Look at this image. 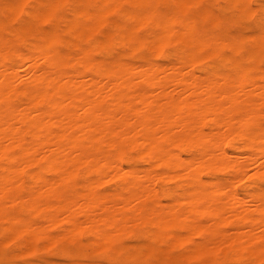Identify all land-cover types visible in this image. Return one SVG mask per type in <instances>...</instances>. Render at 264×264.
I'll use <instances>...</instances> for the list:
<instances>
[{
    "label": "bare ground",
    "instance_id": "bare-ground-1",
    "mask_svg": "<svg viewBox=\"0 0 264 264\" xmlns=\"http://www.w3.org/2000/svg\"><path fill=\"white\" fill-rule=\"evenodd\" d=\"M5 1L0 5V50L12 45L24 51L0 58V80L9 73L27 94L0 97V236H12L19 253L54 248L67 262L103 257L113 248L119 249V256L152 244L164 250L160 255L165 260L187 261L200 258L180 255L196 238L206 240L212 255H232L248 264L264 261V151L258 132L243 139L233 131L260 118L264 69L259 39L238 30L240 48H255L239 71L212 65L195 69L174 57L159 63L143 56L137 64L125 59L126 54H136L122 47L126 25L147 24L145 31L156 23L179 26L195 19L198 10L182 8L172 19L149 23L139 14L132 20L115 14L114 5L142 0H50L72 5L48 17L59 31L62 56L61 63L52 64L53 57L44 55L49 49L40 31L46 25L15 7L44 0ZM153 2L182 5L185 0ZM29 19L33 23L28 24ZM253 32L258 36V28ZM81 50H87L94 63L123 71L108 76L81 68L76 60ZM161 130L164 136L157 135ZM116 135L131 157L120 167L135 178L124 183L113 176L116 182L108 190L95 188L93 166L103 155L98 149ZM226 136L231 143L221 155L211 142ZM190 140L210 145L197 169L202 183L185 178L193 175L185 168L191 153L174 146L187 148ZM143 148L147 153L142 152L141 159L135 152ZM172 152H180L174 166H156L157 157L168 164ZM218 172H227L228 178H214ZM241 179L250 181L249 189H237ZM173 181L175 186L164 185ZM225 184L237 193L227 203L216 191ZM142 209L149 210L152 220L137 222L144 216ZM196 215L206 225L198 233L190 228ZM153 221L163 228H152ZM132 237L139 240L128 243ZM38 241L50 243L38 247Z\"/></svg>",
    "mask_w": 264,
    "mask_h": 264
},
{
    "label": "snow or ice",
    "instance_id": "snow-or-ice-1",
    "mask_svg": "<svg viewBox=\"0 0 264 264\" xmlns=\"http://www.w3.org/2000/svg\"><path fill=\"white\" fill-rule=\"evenodd\" d=\"M15 7L26 10L24 12L26 17L34 18L35 22H43L46 27L40 29L44 34L42 39L45 40L46 46L49 51H46L44 55L52 56V64L62 62V56L60 52V36L59 31L54 23L48 18L53 12L61 8H71L70 4H55L50 0H44L41 4L31 5H16ZM117 9L115 13L118 16L125 17L126 19H135L139 14L141 18H147L149 23L154 18L167 17L172 19L180 9L182 8H195L198 10L193 16L195 19L189 18L185 22H181L179 26H172L169 24L156 23L153 30L145 31L148 25H142L137 27L132 23L126 25L127 31L125 33L126 40L122 47L127 48L130 52L150 54L161 57H174L180 61L183 65L190 66L192 68L198 66H218L221 68L229 69L232 71H239L242 61L245 57L253 55L255 52L254 47L247 49H241L239 41L241 35L237 30L235 24L238 20L250 19L258 28V36L255 32L247 33L249 37H256L260 41V63L262 69H264V0H228L226 3L214 2L212 4L192 3L190 0H185L184 4H161L155 3L153 0H142L141 3L136 5H114ZM133 9H138L139 13L134 12ZM230 13V17H226L224 13ZM233 21V24H229L227 21ZM33 23L32 19L28 20V24ZM67 25H65V28ZM248 27V25H244ZM24 31L20 28V32ZM60 31H63L61 29ZM23 48H16L12 45H6L3 50H0V58L7 60L9 56H14L17 53L23 52ZM77 62L81 68H87L89 71H95L97 74L104 73L108 76H115L117 72H122L123 69L119 66L113 65L111 68L106 67L103 63L96 64L93 58L88 55L87 50H81V53L77 54ZM89 65L92 67L89 68ZM9 73L5 72V79L0 80V97L5 99L12 97L13 95L27 94L26 91L16 86L13 79H9ZM60 79H63L61 77ZM68 81H64L67 84ZM261 110L259 113V121H253L251 126L242 127L240 129H234L238 132L243 139H247L253 133H257L260 138L261 148L264 151V98L261 99ZM222 129L227 132V129L221 125ZM169 135L171 130L169 129ZM157 135L164 136L163 130L159 131ZM174 144V141H169ZM231 140L226 136L219 140H212L211 144L218 151L219 154H223L224 150L229 146ZM175 147L180 149V152L190 151L189 157L190 163L185 166L187 173H192L191 176L185 178L194 180L197 183H202L200 177L202 173L197 172V169L201 166V162L204 156L207 155V149L210 146L207 142H200L198 140H190L187 148L174 144ZM155 147V145H153ZM103 155L96 158V164L93 166L96 168L97 182L94 185L95 188L107 189L113 185L116 180L123 181L124 183H131L134 179V173L124 172L121 169V164L131 159L129 155V149L127 145L120 139L119 135H116L114 139L107 140L106 143L98 149ZM147 153V148L140 149L135 152V155L143 159L141 153ZM180 152L169 153L173 159L168 164H163L161 158L157 157L155 164L157 167L165 168L172 167L176 164ZM261 163L264 164V155L260 157ZM113 169H116L113 172ZM179 175H184L182 171ZM264 175V172H262ZM115 176L116 180L112 177ZM159 183V182H157ZM243 183V181H242ZM264 188V184L261 185ZM222 190V191H221ZM218 194H222L225 198L224 202L227 203L234 193L226 184L221 185V189L216 190ZM101 195V193H97ZM144 213L143 217H138L137 222L143 223L144 219L152 220L151 213L148 209L141 210ZM261 221L264 222V204H262ZM115 229V225H109ZM152 228H163L162 224H156L154 221L151 224ZM206 225L201 222L198 215L191 217L190 228L194 232H199L202 227ZM147 228L148 225L146 224ZM261 233L264 235V227L261 228ZM114 233H103V236H111ZM160 235H168L166 232L161 231ZM187 235V233H185ZM47 243L41 244L37 242L38 247H47ZM78 243V242H77ZM0 264H17V261L13 257H19L20 253L16 251V240L10 235H4L3 239H0ZM124 245H120L123 248ZM119 251L117 248L110 250L108 254L96 259H81L71 262H64V264H222L221 261H179L174 262L171 260H165L161 257L160 252L164 251L158 249L155 244L146 245L139 251H127L121 252L119 256L116 253ZM87 255L86 253H84ZM213 253L209 251V245L205 239H197L191 241V247L185 248L180 255L188 256H210ZM28 259L23 261V264H50L49 261L39 258L38 254L33 251H28ZM264 264V261H261Z\"/></svg>",
    "mask_w": 264,
    "mask_h": 264
},
{
    "label": "rangeland",
    "instance_id": "rangeland-1",
    "mask_svg": "<svg viewBox=\"0 0 264 264\" xmlns=\"http://www.w3.org/2000/svg\"><path fill=\"white\" fill-rule=\"evenodd\" d=\"M204 4H212L215 2V0H202ZM217 2V1H216ZM6 4V1L3 0L2 2H0V5H5ZM226 15H228L230 17V13H227L225 12ZM236 25L238 26L237 27V30L243 32V33H249V32H253L255 31V29L257 28L255 23L250 20V19H243V20H238V22L236 23ZM244 25H248V27H244ZM22 47V45H21ZM143 56H148L149 58H151L152 60L156 61V62H159V63H166V59L164 57H161V56H156V55H150V54H142V53H136L135 55H131V54H126L125 56V59L128 60V61H131L133 63H141V60H142V57ZM161 57V58H160ZM165 59V60H164ZM202 66H198V67H195V69H199L201 68ZM25 76V75H24ZM236 146H240L239 144H236ZM138 165L140 166H143L141 163H138ZM227 172H218L214 175V178H219V179H226V177L228 178V173L226 174ZM212 177H208V179H211ZM243 181V183H242ZM238 183V184H237ZM165 186H175L176 185V182H167V183H164ZM235 186L237 187L238 190L240 191H243L245 190V188L249 189L248 186H250V181L247 180V179H241L240 182H236ZM239 186V187H238ZM110 188V186L107 188V189H102V190H108ZM0 239H3L2 236H0ZM139 240V238L137 237H132V238H128L127 239V242L131 244L133 243H136L137 241ZM197 240V238H196ZM52 250V251H50ZM25 253H27L25 251ZM36 253L38 254L39 258L41 259H45L47 261L50 262V264H63L64 262H67V259L66 258H63L58 251H56V249H44V248H40L39 250L36 251ZM200 256V258L198 257H194V258H191L189 260H194V261H200V260H206V261H221L222 264H248V260H238V259H235V257H233L232 255H223V256H220L218 257V255H210V259H207L209 258V256ZM29 257L27 256V254H24L22 252H20V256L19 257H13V259H15L17 261V264H23V261L25 259H28ZM54 262V263H53ZM254 264H261V262H254Z\"/></svg>",
    "mask_w": 264,
    "mask_h": 264
}]
</instances>
